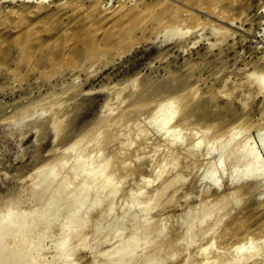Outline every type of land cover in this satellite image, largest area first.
I'll return each mask as SVG.
<instances>
[{
  "label": "rangeland",
  "instance_id": "374dc122",
  "mask_svg": "<svg viewBox=\"0 0 264 264\" xmlns=\"http://www.w3.org/2000/svg\"><path fill=\"white\" fill-rule=\"evenodd\" d=\"M38 1L0 0V256L28 236L15 264H264V0H143L118 31L142 0L46 25ZM243 147L263 174L232 182Z\"/></svg>",
  "mask_w": 264,
  "mask_h": 264
},
{
  "label": "bare ground",
  "instance_id": "6f19581e",
  "mask_svg": "<svg viewBox=\"0 0 264 264\" xmlns=\"http://www.w3.org/2000/svg\"><path fill=\"white\" fill-rule=\"evenodd\" d=\"M31 1V0H30ZM41 1V0H40ZM40 1H38L39 2V4H37V3H35L34 5L32 4V5H30V6H28L27 7V9L25 10V13H27L28 15H32V14H35V16H37V17H35V18H37L38 19V23L39 24H41V25H46L47 24V22L49 21V20H51L54 16H56V17H62V15H63V13H66L65 11L66 10H64L65 9V7L67 6V5H69V3H73L72 5L74 6V5H76V4H74V2H75V0H69L68 2H62L61 0V2L60 3H56V5L54 6V7H51L50 5L51 4H46V2H45V4L42 2L41 4H40ZM43 1H45V0H43ZM79 1V0H78ZM78 1H76V2H78ZM81 1V0H80ZM110 1V0H109ZM109 1L108 0H89V4H88V6H87V8L85 9V11L86 12H89V13H91V12H93L92 10H95V12H104L103 10H105L106 8H108L107 6H108V3H109ZM141 1V0H140ZM55 2V1H54ZM75 2V3H76ZM78 5H80V3L78 2L77 3ZM71 5V6H72ZM77 5V6H78ZM125 5H126V3H125ZM124 4H123V6H121L120 8H119V10H118V12L119 11H121L120 13H122L121 14V16H119L118 18H116L115 19V15L114 14H116V13H118V12H114V14H112L111 13V16H113L114 15V17H111L110 15H108L107 16V18L105 19V21L107 20V23H108V19H110V21H112L113 22V20L115 19V22L117 21V24L116 25H114V28L113 29H117V31L121 28V26H123V25H125V24H127L126 22H128V23H130L129 21H127V20H129V19H127L128 17L130 18V17H136V16H138V15H140L141 16V14L143 13V15L144 14H151V11L153 12V7L151 8L150 7V5L151 4H148V3H146V2H144L143 0L141 1V2H138V3H134V5L133 6H125ZM26 7V6H25ZM69 7V6H68ZM68 7H66V9L68 8ZM82 7H84V6H82ZM112 7V6H111ZM151 8V10L148 12V13H144L145 11L147 12L149 9ZM155 8V7H154ZM79 9V8H78ZM116 9V8H115ZM23 10V9H22ZM64 10V11H63ZM217 10V9H216ZM109 11V10H108ZM61 12H63V13H61ZM94 12V13H95ZM106 12V11H105ZM103 13V15L104 14H106V13ZM32 16H34V15H32ZM180 16V15H179ZM41 17H44L45 19H46V21H41ZM127 17V18H126ZM177 17V16H176ZM131 19V18H130ZM86 20H88V18L86 19ZM134 20H135V18H134ZM131 21V20H130ZM104 22V21H103ZM115 22L113 23V24H115ZM123 23H125V24H123ZM107 25V24H106ZM159 25H161V24H159ZM167 26L166 27H162V29H161V31L162 30H164V36L166 37V39L167 38H171V36L172 35H175V34H177L178 33V31H179V29L174 25H171V24H166ZM110 26V25H109ZM57 25H55V26H53V27H51V28H47L46 29V31H47V33H57L58 32V30H57ZM111 27V26H110ZM106 28V27H105ZM112 28V27H111ZM119 28V29H118ZM62 29V28H61ZM160 29V28H159ZM45 31V32H46ZM60 31H62V30H60ZM65 31H67V30H64V32ZM160 31V32H161ZM188 31V30H187ZM163 33V32H162ZM187 33V32H186ZM160 34V33H159ZM252 74V73H251ZM257 74V73H256ZM256 74L254 73V74H252V75H255V76H253V77H257L256 76ZM251 75V76H252ZM260 78H261V74L260 75H258ZM258 77V78H259ZM257 78V79H258ZM226 79V78H225ZM255 81V80H254ZM263 82H264V80H262V83L260 82V87L261 88H263ZM196 95H197V93H196ZM163 98V97H162ZM161 98V99H162ZM176 98V97H175ZM164 99V98H163ZM174 99V98H173ZM172 99V100H173ZM167 100V99H166ZM160 101V100H159ZM176 101V100H175ZM175 101H172V102H175ZM182 101V100H181ZM157 102V101H156ZM160 103V102H159ZM165 102H161L160 104H159V106L156 108L157 110H159L160 108L161 109H163V107H165L166 105V103L164 104ZM158 104V103H157ZM137 105V104H136ZM165 105V106H164ZM138 106V105H137ZM157 106V105H156ZM167 108V107H166ZM160 109V110H161ZM214 109V108H213ZM187 111H190V110H187ZM186 111V112H187ZM114 112V111H113ZM192 112V111H191ZM188 114V113H187ZM194 114V112H192V114L190 115V112H189V118L192 116ZM187 115L185 114V119H188L187 117H186ZM195 116V115H194ZM192 118H193V116H192ZM189 121L191 120V119H188ZM242 120V119H241ZM53 121V120H52ZM114 121H115V118L112 120V124L114 123ZM187 121V120H186ZM108 122V121H107ZM240 122V121H239ZM54 123V122H53ZM110 124H111V119H110ZM217 124V123H216ZM229 125L231 124V123H228ZM58 125V124H57ZM218 125V124H217ZM227 125V124H226ZM220 126V125H219ZM218 126V127H219ZM228 126V125H227ZM232 126H233V124H232ZM235 126V125H234ZM215 127V126H214ZM221 127V126H220ZM224 127V126H223ZM216 128V127H215ZM228 128H234V127H231V125H230V127H228ZM227 128V129H228ZM226 129V128H225ZM225 129H223V130H225ZM227 129H226V131H227ZM215 130H217V128L215 129ZM219 130H221V129H219ZM188 131V130H187ZM231 131V129H229V131L228 132H230ZM99 132H101V131H99ZM193 132V131H192ZM221 133H222V130H221ZM224 133H225V131H224ZM229 134H231V133H229ZM224 136V135H223ZM228 136V135H227ZM55 139V138H54ZM221 139V138H220ZM221 141H222V139H221ZM78 143V142H77ZM201 143H199L198 144V146L197 147H199V145H200ZM221 144H223V143H221ZM77 145V144H76ZM196 146V145H195ZM70 147V146H69ZM73 148V147H72ZM71 149V148H70ZM68 150V149H67ZM177 150H173V151H171L172 152V154L174 155V154H177V152H180V151H177ZM220 151V150H219ZM71 152V151H70ZM174 152H176V153H174ZM255 152H256V149L255 148H248V147H243V148H241V149H239L238 151H235L233 154L234 155H232L233 156V162H232V165H233V167H234V171H232L231 172V174L229 175L230 176V180L233 182H237L238 180H245V179H247V178H249L250 179V177H252V175L253 176H256L255 174H256V172L258 171L259 172V169L262 167V163H261V161L260 160H258V161H256L257 160V158H256V155H255V157H254V154H255ZM219 154H220V152H218ZM170 154V153H169ZM64 156V155H63ZM175 156V155H174ZM173 156V157H174ZM178 157H179V155H178ZM84 158V157H83ZM82 158V159H83ZM232 158V157H231ZM86 160V159H85ZM255 160V161H254ZM240 162H242L243 163V165L242 164H240ZM54 165H55V163H54ZM151 165V164H150ZM231 165V164H230ZM231 165V166H232ZM238 165H242L243 166V168H245L244 169V171H242L240 174H236L237 172L235 171V166H238ZM48 166V165H47ZM230 166V167H231ZM241 167V166H240ZM42 168V167H41ZM238 168V167H237ZM236 168V169H237ZM39 170H40V168H38ZM43 169V168H42ZM45 169V168H44ZM231 169H233V168H231ZM102 170H104V169H102ZM99 172L101 171V169L100 170H98ZM238 171H239V169H238ZM47 172V171H46ZM98 172V173H99ZM221 172H223V169H218V170H215V171H212L210 174H209V176H208V179L210 180V183L212 184V185H214L215 187H219V189H220V186L222 185V182H221V179L222 178H220V174H221ZM257 172V173H258ZM261 172V171H260ZM259 172V173H260ZM34 173V172H33ZM262 173V172H261ZM97 174V173H96ZM224 174V173H223ZM263 174V173H262ZM39 175V174H38ZM92 175L93 174H91L90 176L92 177ZM95 175V174H94ZM113 176V175H112ZM134 176V175H133ZM259 176H260V174H259ZM4 177V176H3ZM32 178V177H31ZM37 177H35V179H36ZM39 178V177H38ZM175 178V177H174ZM174 178H172L171 180H169V181H167L166 182V184H164V186H163V189L162 190H164V189H167V187H169L170 185H173L172 183H174V181H175V179ZM207 178V177H206ZM229 178V177H228ZM34 179V180H35ZM80 179V178H79ZM26 180V179H25ZM236 180V181H235ZM254 180V179H253ZM240 182V181H239ZM250 185V184H249ZM249 185H247V184H244V185H242V186H240V188L238 189L237 188V190L235 189V191L233 192V194L234 193H236V192H240V191H243V190H247L248 188H249ZM239 187V186H238ZM162 188V187H161ZM64 190V189H63ZM162 190H157V192L156 193H154L155 195V198L156 197H158L159 195H161V192H162ZM253 191V190H252ZM220 195H221V197H220ZM219 195V199L218 200H220V201H224L226 198H228V197H226V196H223V194H220ZM237 195V194H236ZM154 196L152 197L153 199H154ZM227 196H228V194H227ZM218 197V196H217ZM134 196H132V201H130V202H132L131 204H128L127 205V207H126V209H129V205L131 206L132 204H134V202H137L136 200H134ZM151 199V196H150V198H148V200H150ZM151 201V200H150ZM141 202V203H140ZM222 202H218V203H222ZM139 205H138V204ZM137 203H135L136 204V206H139V207H141L142 209H144L145 210V208H147V206H148V204L150 203V202H148L147 200L145 201V202H143V201H139V202H137ZM225 203V202H224ZM5 205V204H4ZM100 205H102V202H101V204H99L98 205V207L100 206ZM222 206V205H221ZM228 206H229V204H228ZM223 207V206H222ZM194 210H196V209H194ZM193 211V210H192ZM226 211V210H225ZM195 212V211H194ZM241 216V215H240ZM127 220V219H126ZM125 219H121V220H119V222L118 221H115V224H117V226L119 225V227L118 228H120V226H122L123 224L122 223H124V221H126ZM112 224H114V223H112ZM232 225V224H231ZM114 227H116L115 225H113ZM230 226V225H229ZM117 228V229H118ZM235 228V227H234ZM254 229V228H253ZM36 230V229H35ZM28 232V231H27ZM42 232V231H41ZM204 232H205V230H204ZM25 233H26V231H25ZM24 233V234H25ZM43 233V232H42ZM203 233V232H202ZM248 233V232H247ZM27 235H28V233H27ZM43 235V234H42ZM26 236V235H25ZM45 236V235H44ZM116 236V235H115ZM248 236V235H247ZM23 237H24V235H23ZM254 237V236H253ZM252 237V238H253ZM25 238V237H24ZM27 238H28V236H27ZM27 238L25 239L27 242V244H26V247H27V245H28V240H27ZM264 238V237H263ZM245 239V238H244ZM23 240V239H22ZM40 240V239H39ZM23 242H25L24 240H23ZM22 241H21V243H22V246H23V243ZM244 243V242H243ZM242 242H241V244H243ZM24 244V245H25ZM30 244L31 245H28V247L29 246H32V243L30 242ZM21 245V244H20ZM20 245H16L17 247H19ZM21 246V248H22V250L23 249H25V247L23 248ZM35 246V245H34ZM34 246H32V247H34ZM236 245H234V247H235ZM239 247L241 246L240 244L238 245ZM238 246H236V247H238ZM14 247V246H13ZM12 247V248H13ZM16 247V248H17ZM27 247V248H28ZM15 248V247H14ZM157 248V247H156ZM155 248V249H156ZM19 249H20V247L18 248V249H8L7 250V248H6V250H7V252H6V250H4V252H6V253H3V255L4 256H0V264H15L16 262H15V260H16V258H17V256H18V251H19ZM29 249V248H28ZM237 249V248H236ZM18 250V251H17ZM21 250V249H20ZM22 250L20 251V252H22ZM29 250H31V249H29ZM29 250H27V251H29ZM123 250V249H122ZM124 251V250H123ZM155 251V250H154ZM201 251V250H200ZM2 252H3V249H2ZM23 252H26V250H23ZM22 252V253H23ZM120 253L122 252L121 250L119 251ZM158 252V251H157ZM156 252V253H157ZM0 253H1V251H0ZM21 253V254H22ZM21 254H20V256H21ZM25 254V253H24ZM24 254H22L23 256H24ZM119 255V254H118ZM120 255H122V254H120ZM246 255V254H245ZM244 255V256H245ZM243 256V255H242ZM243 256V257H244ZM19 257V256H18ZM22 257V256H21ZM119 257V256H118ZM120 258H121V256H120ZM119 258V259H120ZM119 259H114V260H117L116 262L118 263V260ZM122 259V258H121ZM242 259H244V258H242ZM246 259V258H245ZM16 261H18V260H16ZM19 262H21V261H19ZM18 262V263H19ZM115 261H114V264L116 263ZM121 263L123 262L122 260L120 261ZM124 262H127V261H125L124 260ZM17 263V264H18ZM116 263V264H117ZM121 263H119V264H121ZM129 263H131V261L130 262H127V264H129ZM21 264V263H20ZM123 264H125V263H123ZM183 264V263H182ZM187 264V263H186ZM226 264V263H225ZM228 264V263H227ZM256 264V263H255Z\"/></svg>",
  "mask_w": 264,
  "mask_h": 264
}]
</instances>
